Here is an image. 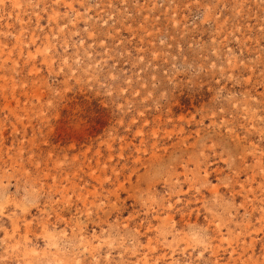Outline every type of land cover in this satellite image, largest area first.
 <instances>
[{"label": "rangeland", "instance_id": "374dc122", "mask_svg": "<svg viewBox=\"0 0 264 264\" xmlns=\"http://www.w3.org/2000/svg\"><path fill=\"white\" fill-rule=\"evenodd\" d=\"M0 264H264V0H0Z\"/></svg>", "mask_w": 264, "mask_h": 264}]
</instances>
